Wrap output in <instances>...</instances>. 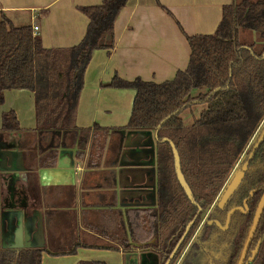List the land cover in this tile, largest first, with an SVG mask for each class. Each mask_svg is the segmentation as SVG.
Masks as SVG:
<instances>
[{"label": "trees", "instance_id": "16d2710c", "mask_svg": "<svg viewBox=\"0 0 264 264\" xmlns=\"http://www.w3.org/2000/svg\"><path fill=\"white\" fill-rule=\"evenodd\" d=\"M127 1L101 0L98 5L80 7L88 17V26L81 42L69 48H44L31 26H14L5 16L0 18V105L6 90L27 89L34 93V142L42 167L53 163L60 149L73 145L82 155L88 138L96 132L97 128L91 131L76 124L84 73L95 50L110 52L113 48L114 23ZM187 40L191 49L188 66L172 80L128 81L114 75L108 84L135 90L124 129L158 128L156 205L126 210V218L131 239L148 241L159 252L162 263L192 222L179 248L183 249L243 154L252 149L248 146L264 120V0H238L224 5L215 32L187 35ZM196 105L203 106L199 117L185 123L181 113ZM20 131L15 111L3 112L0 141ZM171 143L179 153L194 202L177 179ZM263 191L264 139L225 208L215 205L207 220L218 219L224 224L226 211L242 205L246 198L248 212H233L226 230L204 221L179 264H197L198 257L200 264H206L207 257L200 259L203 246L220 249L214 264H237ZM258 241L255 258L245 264H264V210L247 257ZM83 245L106 247L97 242ZM75 249L49 254L73 253ZM42 251L22 249L16 256L12 250L0 249V264H42ZM180 253L175 254L171 264L176 263ZM78 264L106 263L87 260Z\"/></svg>", "mask_w": 264, "mask_h": 264}, {"label": "crops", "instance_id": "0c3cea01", "mask_svg": "<svg viewBox=\"0 0 264 264\" xmlns=\"http://www.w3.org/2000/svg\"><path fill=\"white\" fill-rule=\"evenodd\" d=\"M235 1L238 0H128L121 9L114 23L113 48L110 52L95 50L84 73L76 124L91 131L97 129L88 138L83 154L79 155L74 145L60 149L53 163L35 169L33 152L26 153L28 159L18 161L23 174L15 187L1 182L4 203L18 206L28 202V213L33 211L30 205L37 194L45 238L42 264L87 260L140 264L132 244L125 250V243L133 242L126 210L156 205V176L152 169H156V143L152 130L147 134L124 129L135 90L108 84L114 75L146 82L173 78L188 63L187 35L215 32L223 6ZM100 3L101 0H0V18L5 16L14 26H38L33 33L40 37L44 48H69L81 42L88 26V17L79 8ZM8 109L15 110L18 116L23 130L20 144L25 145L19 150L24 152L26 146L34 144V93L27 89L6 90L0 112ZM113 128L117 131H111ZM15 134L7 137L9 143L14 142ZM31 156L34 158L29 161ZM132 222L135 226L133 216ZM96 242L106 247L83 245ZM71 248H76L73 253L49 254Z\"/></svg>", "mask_w": 264, "mask_h": 264}, {"label": "water", "instance_id": "95a60500", "mask_svg": "<svg viewBox=\"0 0 264 264\" xmlns=\"http://www.w3.org/2000/svg\"><path fill=\"white\" fill-rule=\"evenodd\" d=\"M190 53H191V49H190ZM189 59H190V54L188 58V63H189ZM188 63H187V66H188ZM187 66L184 69H182V71L185 70ZM173 78L169 80H172ZM169 80H165V81H169ZM165 81H162V82H165ZM162 82H155V83H162ZM8 110H11V109H8ZM8 110H3L0 112V122H1L2 113ZM17 119H18V116H17ZM151 130L153 131V135H154L155 143H156L158 128L156 129L154 128ZM22 131L15 132L16 134L14 135L15 139L13 143H9L8 141L9 139L7 137L3 141H0V187L2 186L1 182H3V184L9 183L11 187H15L16 185L15 183L19 181L20 175L23 174L22 170L18 169V161L22 159L23 160L28 159L27 158L28 153L33 152L34 154L33 156H35V158L31 156V158L29 159L30 161L32 160V158H34L33 164H35L34 165L35 169H37L38 167H42L40 165L38 153L35 148L36 145L34 142V137H33L34 144L32 147L26 146V150L24 152L22 150H19L25 147V145L20 144L21 143L20 141L23 140V137L21 136ZM138 131H142L144 133L150 134L149 130H138ZM10 134H13V133H10ZM263 139H264V120L259 126L254 138L252 139V141L250 142L248 146V147H252V149L248 153L245 152L243 154L241 160L235 166L229 179L223 186L216 200L217 205L220 208L224 206L227 200L231 197V195L235 192V190L240 185L245 175V172L248 168L249 159L252 158L255 149L258 148L259 144L262 142ZM171 144H172L171 146H172V151H173V156H174V167H175L177 179L181 187L183 188L184 192L186 193L187 197L192 202H194L192 191L188 183L186 182L184 175L182 173V170H181L179 153L175 145H173V143ZM153 150H154V147H153V141H152L151 151ZM246 156H247V159L244 160ZM151 164L152 165L154 164V159L151 161ZM152 169L155 171V176H156L155 167H153ZM0 191L2 192L0 193V197H1L4 192V188H3V191H2V188ZM250 193H251L250 194L251 196L252 191ZM34 196H35L33 198L34 200L31 202V205H30L33 211L30 213L26 212V208L29 207L28 202L27 203L24 202V205L19 204L18 206H8L4 203L3 199L2 201L0 200V240H1L0 248L1 249L14 250L17 253L22 249H43L45 245L43 214H42V211L38 208L39 200L37 198V194H35ZM245 208H247L246 203L244 204L243 207L236 206V207L231 208L227 213L226 222L224 226L221 225V223L218 220H209L208 223L211 224L215 222L221 228L223 229L227 228L231 214L237 209L245 211L244 210ZM263 210H264V191L261 194L258 205L254 212L252 224L249 228L248 235H247L244 247L241 251V254L238 258L237 264H245L247 263L246 260L252 261L258 252L260 241H258L255 248L251 251V256L247 257L253 235L257 229V226L259 224ZM189 225L187 226V229ZM182 238L177 242L175 248L173 249L172 253L170 254L169 258L166 260L164 264H168L169 261L173 258L175 251L177 250V248L179 247L182 241ZM131 244L133 246V250H136V254H135L136 260L139 258L140 264H147V263L150 264L149 263L150 261H152L153 264L162 263V259H161V256L159 255V252L156 251L152 246H149L148 241L147 242L133 241L132 243L128 244V247H125V250L129 249V246ZM147 258H151L150 261H148Z\"/></svg>", "mask_w": 264, "mask_h": 264}, {"label": "flooded vegetation", "instance_id": "af4514ba", "mask_svg": "<svg viewBox=\"0 0 264 264\" xmlns=\"http://www.w3.org/2000/svg\"><path fill=\"white\" fill-rule=\"evenodd\" d=\"M9 136V135H8ZM222 190V189H221ZM221 192V191H220ZM220 192H219V194H220ZM219 194H218V196H219ZM218 196L216 197V199H215V201L213 202V204L211 205V207L204 213V215H203V219H202V221H201V223L198 225V227L195 229V231H194V233L192 234V236L189 238V240L187 241V243L184 245V247H183V249L182 250H180L179 248H180V245H181V243L183 242V240H184V238H185V236H186V234L188 233V231H189V229H190V227H191V224H192V222H189L188 224H187V226L189 225V227H188V229H187V226L185 227V230L183 231V233H182V235H181V237H180V239L182 238V241H181V243H180V245H179V247L177 248V250L175 251V254L177 253V252H179V251H181V253H180V256H179V258H178V260L176 261V263L175 264H179V261L181 260V258L187 253V251H188V248L190 247V245H191V243L194 241V239H195V237H196V235H197V233L199 232V230H200V228H201V226H202V224L204 223V221H209V220H207V218H208V216H209V214H210V212L213 210V208H214V206L216 205V206H218L217 205V198H218ZM247 199L248 198H246L244 201H243V204L242 205H240V206H244V204L246 203L247 204ZM0 200L2 201V197H0ZM227 202H228V200H227ZM226 202V203H227ZM226 203L224 204V206L223 207H219L220 209H224L225 208V206H226ZM233 207H236V206H232L231 208H233ZM230 208V209H231ZM230 209H228L227 211H226V216H227V213H228V211L230 210ZM248 209H249V207H248V204H247V208H245L244 210L245 211H242V210H240V211H242L243 213H247L248 212ZM238 210V209H237ZM236 211V210H235ZM234 211V212H235ZM232 215V214H231ZM226 216H225V221H224V224H222L218 219H210V220H218L220 223H221V225H225V222H226ZM230 219H231V216H230ZM213 223H215V222H213ZM229 223H230V220H229ZM210 224V223H209ZM216 224V223H215ZM217 225V224H216ZM218 226V225H217ZM228 226H229V224H228ZM228 226H227V228H228ZM219 228H221L220 226H218ZM227 228H221L222 230H226ZM179 239V240H180ZM176 246V245H175ZM175 246H174V248H175ZM173 248V249H174ZM1 249V248H0ZM173 249H172V251H173ZM13 251V253L17 256V252L16 251H14V250H12ZM172 251H171V253H172ZM170 253V254H171ZM220 253V249H217V250H212L210 247H207V246H203V248L201 249V252H200V259L202 258V260H204L206 257H207V263L206 264H214V258L215 257H217V255ZM170 254H169V256H170ZM175 254H174V256H175ZM173 256V257H174ZM169 258V257H168ZM167 258V259H168ZM173 259V258H172ZM172 259L169 261V263L168 264H171V262H172ZM166 262V260L163 262V263H161V264H164ZM197 264H200V261H199V257H198V259H197ZM201 264H205L204 263V261H201Z\"/></svg>", "mask_w": 264, "mask_h": 264}, {"label": "rangeland", "instance_id": "374dc122", "mask_svg": "<svg viewBox=\"0 0 264 264\" xmlns=\"http://www.w3.org/2000/svg\"><path fill=\"white\" fill-rule=\"evenodd\" d=\"M203 106H193L192 109L185 110L181 113V117L183 118V121L185 123H190L194 121V119H197L200 115V111L202 110ZM98 240V239H97ZM81 262V261H79ZM77 262L76 264H78Z\"/></svg>", "mask_w": 264, "mask_h": 264}, {"label": "built area", "instance_id": "2783aa9c", "mask_svg": "<svg viewBox=\"0 0 264 264\" xmlns=\"http://www.w3.org/2000/svg\"><path fill=\"white\" fill-rule=\"evenodd\" d=\"M38 29V26H34L33 27V30L35 31V30H37Z\"/></svg>", "mask_w": 264, "mask_h": 264}]
</instances>
